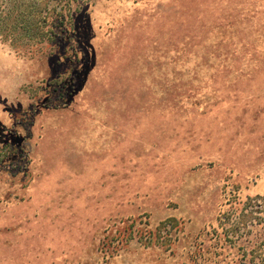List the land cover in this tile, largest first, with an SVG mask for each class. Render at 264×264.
<instances>
[{
    "label": "trees",
    "instance_id": "obj_1",
    "mask_svg": "<svg viewBox=\"0 0 264 264\" xmlns=\"http://www.w3.org/2000/svg\"><path fill=\"white\" fill-rule=\"evenodd\" d=\"M93 1L96 0H0V43L21 56L52 57L62 63L79 60L82 53L68 55L65 46L75 37L74 17ZM223 5L227 7L203 11L205 17L216 19L214 23L192 28L201 35L191 37L201 36L202 40L188 43L192 51L196 49L194 59L188 61L193 73L186 77L176 69L171 80L156 79V90L150 91L143 84L136 94L130 91L136 102L117 109V117L112 108L106 109L116 141L103 149L76 143L73 133L81 117L63 107L69 92L59 104H49L48 98L40 104L30 102L40 109L45 104L54 105L53 113L49 111L44 117L51 114L60 118L53 122L51 118L49 124L42 121L38 141L26 139L31 147L37 145V159L32 158L38 168L30 182L18 184L25 196L16 193L11 200L0 199V264H70L71 259L80 257L81 243L75 230L83 221L81 217H88L93 209L87 208L94 202L92 196L102 194L104 189L108 196L98 212L125 206L128 197L152 190L156 183L167 187L201 162L204 154L222 157L238 152L232 160L239 167L243 158L239 155L247 150L248 139L258 142L262 134L264 7L236 8L237 3L231 0ZM221 18L223 23L216 24ZM2 96L0 92V103ZM198 102L205 103L204 109ZM233 120L245 124L234 125ZM139 136L158 143L160 150L139 148ZM125 147L131 150L117 158V152ZM169 147L175 148L177 155L170 154L173 150L168 151ZM254 148L257 147L247 152L255 153ZM250 166L257 167L258 162ZM79 175L84 179L72 183L73 177ZM100 176L108 181L105 186L96 182ZM247 199L243 207L235 206L231 213L236 214L237 228L247 231L237 237L234 252L222 243L214 252L215 264H264V198ZM77 203L82 205L74 213ZM93 206L96 209V202ZM122 210L126 213L128 207ZM219 217L222 221L224 215ZM222 235L223 241L229 240L224 231ZM143 237L146 236H139V240Z\"/></svg>",
    "mask_w": 264,
    "mask_h": 264
},
{
    "label": "rangeland",
    "instance_id": "obj_2",
    "mask_svg": "<svg viewBox=\"0 0 264 264\" xmlns=\"http://www.w3.org/2000/svg\"><path fill=\"white\" fill-rule=\"evenodd\" d=\"M225 1L88 2L74 17L75 37L65 46L68 55L74 57L77 52L82 53V58L73 59L71 63L58 62L52 57L21 56L0 43V92L4 101L0 103V199L11 200L10 196L16 193L25 196L18 184L30 182L38 168L32 158L37 159V145L31 147L26 139L36 142L42 121L49 124L51 118L52 122L60 118L55 114L44 117L55 110L54 105L49 104L62 103L69 92L63 107L81 117L73 133L76 143L103 149L116 141L114 126L107 122L110 113L106 109L112 108L117 117V109L131 106L135 101L133 93L143 84L152 91L159 85L156 79L166 77L169 81L176 69L186 77L193 73L188 61L194 59L196 49L192 51L188 43L202 40L201 36L191 37L201 35L192 28L214 23L216 19L205 17L203 11L210 8L215 12L227 7L223 5ZM231 1L237 3L236 8L238 5L249 9L264 7L262 0ZM217 20L216 24L223 23L224 19ZM188 26L191 27L188 29ZM46 98L49 104L41 109L30 104L47 102ZM197 104L204 109V102ZM260 106L264 110V103ZM233 122L234 125L245 124L241 120ZM260 123L261 139L258 142L248 139V148L257 147L255 153L247 152V148L239 155H243L239 167L232 160L238 152L222 157H207L203 153L201 162L167 187L154 183L152 190L128 197L125 206L98 212L104 208L108 192L106 195L104 189L102 194L92 196L94 202L87 208L93 209L88 217H81L83 221L75 230L81 243V256L71 259L70 264H215L214 252L222 243L231 252L236 251V239L247 229L237 228L236 214H231L233 207H243L247 198H264V117ZM139 137V148L160 150L158 143L155 145L153 140ZM130 150L125 147L116 157ZM168 151L177 155L175 148L169 147ZM71 157L74 159L72 153ZM255 161L258 166H250ZM82 179V175L74 176L72 183ZM96 182L103 186L108 183L105 176H100ZM78 205L82 203L75 205L74 213L80 210ZM125 207L128 212L120 211ZM221 214L224 215L222 221ZM223 231L228 241H223ZM141 235L146 237L139 240Z\"/></svg>",
    "mask_w": 264,
    "mask_h": 264
}]
</instances>
